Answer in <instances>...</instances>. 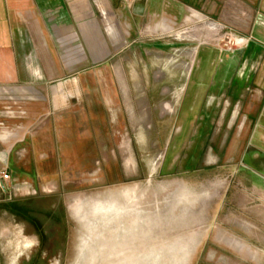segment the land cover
<instances>
[{
  "label": "rangeland",
  "instance_id": "rangeland-1",
  "mask_svg": "<svg viewBox=\"0 0 264 264\" xmlns=\"http://www.w3.org/2000/svg\"><path fill=\"white\" fill-rule=\"evenodd\" d=\"M198 20L179 19L132 44L135 37L128 38L131 45L112 72H96V80L138 81L143 87L136 115L127 113L131 106L123 100L118 122L107 110L96 112L94 168L49 170L58 178L47 182L39 170H32L29 182L9 174L4 192L0 188V264H261L262 253L253 262L246 238L230 231L229 180H181L184 157L198 143L201 126L211 128L206 142L200 141L207 167L220 159L229 138H216L214 125L204 124L199 113L216 90L197 88L220 80L215 71L221 55L247 41L213 22L205 24L204 35ZM225 77L231 80V73ZM134 91L120 90L119 97ZM124 143L137 158L132 168H111L110 175L102 157ZM103 147L107 153H98ZM151 173L159 180H150Z\"/></svg>",
  "mask_w": 264,
  "mask_h": 264
},
{
  "label": "crops",
  "instance_id": "crops-1",
  "mask_svg": "<svg viewBox=\"0 0 264 264\" xmlns=\"http://www.w3.org/2000/svg\"><path fill=\"white\" fill-rule=\"evenodd\" d=\"M143 2L144 14L136 16L134 0H0V170L27 182L34 180L32 170H39L47 182L58 178L49 170L94 168L96 112L107 110L118 122L124 103L131 106L127 113L136 115L137 105L142 107L136 95L143 87L138 81L96 80V72L111 73L134 40L179 19H199L203 33L205 24L230 26L246 43L221 55L215 71L220 80L197 88L216 90L214 100L200 104L201 121L214 125L216 138L229 139L208 168L200 141L206 142L211 128L201 126L198 143L184 157L181 180L229 183L230 231L238 240L246 238L249 259L261 252L264 264V0ZM197 48L203 50L200 42ZM123 89L135 91L119 97ZM103 148L98 153H107ZM114 149L102 157L105 167L132 168L135 149L125 143ZM210 151L217 155L216 148ZM196 157L198 164L191 162Z\"/></svg>",
  "mask_w": 264,
  "mask_h": 264
},
{
  "label": "water",
  "instance_id": "water-1",
  "mask_svg": "<svg viewBox=\"0 0 264 264\" xmlns=\"http://www.w3.org/2000/svg\"><path fill=\"white\" fill-rule=\"evenodd\" d=\"M145 4L143 0H134L132 12L136 16H142L144 14Z\"/></svg>",
  "mask_w": 264,
  "mask_h": 264
},
{
  "label": "built area",
  "instance_id": "built-area-1",
  "mask_svg": "<svg viewBox=\"0 0 264 264\" xmlns=\"http://www.w3.org/2000/svg\"><path fill=\"white\" fill-rule=\"evenodd\" d=\"M9 179V174L6 172V170H0V188H3V184L5 181Z\"/></svg>",
  "mask_w": 264,
  "mask_h": 264
}]
</instances>
